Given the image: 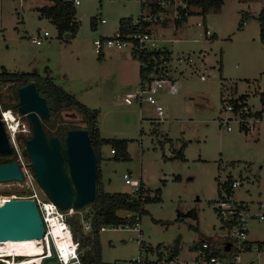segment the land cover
I'll use <instances>...</instances> for the list:
<instances>
[{
  "label": "rangeland",
  "instance_id": "374dc122",
  "mask_svg": "<svg viewBox=\"0 0 264 264\" xmlns=\"http://www.w3.org/2000/svg\"><path fill=\"white\" fill-rule=\"evenodd\" d=\"M142 1L81 0L75 6L80 22L75 36L59 37L56 25L40 13L45 0H0V71L49 76L96 111L101 137L127 139L128 160L114 159L110 144L101 146L99 167L104 190L127 192L130 187L124 182V173L140 179L148 195L157 197L144 204L146 212L138 220L145 245H158L164 254L178 251L185 255L201 239L216 241L227 236L216 206L218 185L229 175L241 180L232 188L231 202L246 204L251 214L259 211V202L264 203V112L247 131L240 128L235 112L222 110L221 100L246 94L245 102L252 112L262 107L259 93L264 92V44L255 17L264 8V0H224L220 9L206 14L205 22L192 12L179 26L174 24L178 3L163 5L149 31L158 48L171 50L169 66L175 70L172 75L177 76L180 88L177 93L167 92L164 86L157 89V104L163 109L160 119L153 104L124 101L127 93L140 89V66L130 48L103 47L99 54L94 44V40L117 31L120 18L147 15L149 8L140 10ZM101 18L106 22L101 23ZM242 21L244 25L239 27ZM43 30L50 35L42 37L38 45L34 37ZM14 92L11 82L0 85V109L16 102ZM8 110L19 125L14 149L17 158L45 199L30 159L22 152L24 146L17 140L18 134L31 136L30 123L25 115ZM220 118H229L230 130L220 124ZM61 121L86 126L75 109H64L53 126ZM180 149L185 160L173 157ZM25 191L17 181L0 182V198ZM89 211L90 206L85 205L68 217L83 223ZM247 228L252 243L264 241V220L252 215ZM137 238L138 232L132 229L107 226L100 230L101 264H127L136 258L140 252ZM261 252L264 264V248ZM39 255H33L34 263L39 264ZM244 256H251V252Z\"/></svg>",
  "mask_w": 264,
  "mask_h": 264
},
{
  "label": "built area",
  "instance_id": "2783aa9c",
  "mask_svg": "<svg viewBox=\"0 0 264 264\" xmlns=\"http://www.w3.org/2000/svg\"><path fill=\"white\" fill-rule=\"evenodd\" d=\"M81 0H73L74 5H78ZM102 1V0H99ZM144 0L143 2H146ZM175 3L182 8H185V4L179 1ZM164 5V4H163ZM148 8V7H147ZM164 8V7H163ZM177 9V8H176ZM142 12V11H141ZM186 12V11H185ZM157 14L147 15L141 14L138 18L133 19V24L138 23L141 20H147L150 23L157 21ZM178 16V11L176 13ZM101 23L105 22V19H100ZM197 24H201L198 22ZM209 28L205 27V33L209 34ZM50 33L47 30H43L42 34H38L34 37L36 44L42 43V37L49 36ZM96 46V51H101L103 47H110L115 49H123L129 47L130 50L140 52L141 50H160L163 48H158L155 44V39L152 38V33L147 30H142L138 28L136 31L129 33L127 35H121L117 30L111 36L102 37L94 40ZM188 61H191V57L188 56ZM153 64L148 77L139 82V90L131 93H127L124 97V101L128 104L133 102L141 104L142 101L148 102L155 106V112L158 118L163 115V109L157 104L156 92L160 86H164L166 91L169 93H177L179 91V81L177 76L172 75V71H175L170 67V60ZM180 60V58H179ZM204 77L201 75L200 79ZM224 109L228 111H233L237 115L240 125H244L247 129L254 127L257 118L250 114L252 111L247 106L246 102H239V106L235 108L234 104L225 98ZM9 110L0 109L1 120L4 124L5 130L8 135L10 144L16 148L15 138L18 129V124L13 120L10 122L7 120L5 113ZM246 115V116H244ZM229 118H220V124L225 125L227 130H230L228 125ZM16 124V126L14 124ZM110 151L113 153L114 150L111 148ZM18 163L23 175L21 180L25 186V192L22 195L16 196L20 198H30L34 199L37 204L38 210L40 212L45 232L41 238L42 242V254L40 257L39 264H43V261L47 258H51L55 264H82L80 260V241L74 239L69 223L67 222L68 215L76 213L77 210L73 208L60 209L52 200H50L47 195L41 189V193L46 198L42 196L35 190L33 180L31 175L28 174L27 169L22 161L18 158ZM35 178V177H34ZM124 182L130 187L127 191L131 195H136L141 188V180L138 178H132L128 173L123 174ZM224 182V181H222ZM241 184V180L234 178L231 182L232 188L237 187ZM218 213L224 221H228L227 226V236L223 239L211 241L208 239H201L194 248H191L185 255L179 254L178 251H170L164 254L161 249L157 251L153 247H148L145 245L144 240L141 236V229L139 227L138 220L134 225H103L99 228L103 230L109 226L110 229H132L138 232V247L140 252L137 257L130 259L127 264H262L260 261L261 250H263V245L252 243L248 239V228L247 220L250 216L255 215L258 220H264V203L259 202V211L255 214L248 213V207L244 203L231 202L229 198L223 199L219 197L216 206ZM129 215V213H126ZM57 221L61 230V226L68 228L70 235L65 236L63 231V238L58 235V240H55V234L53 232V221ZM82 225V232L85 233L91 230L90 221L85 220ZM66 230V229H65ZM67 232V231H65ZM230 244L229 249L225 250V246ZM143 250V251H142ZM255 251V252H254ZM251 252V256L245 257L244 254ZM27 255H5L9 261V264H23L26 262ZM38 264V263H33Z\"/></svg>",
  "mask_w": 264,
  "mask_h": 264
},
{
  "label": "trees",
  "instance_id": "16d2710c",
  "mask_svg": "<svg viewBox=\"0 0 264 264\" xmlns=\"http://www.w3.org/2000/svg\"><path fill=\"white\" fill-rule=\"evenodd\" d=\"M175 1H179L185 4V8L181 6L177 7L178 16L174 18L175 26L181 25L187 20V17L192 13L196 12L202 16L203 22L206 21V14L211 9H220L224 4V0H147L146 2H141L140 10L143 11L146 7L149 8L151 14H158L160 10L163 9V4H172ZM191 8V9H190ZM192 8H197L193 10ZM40 13L42 16H45L51 20L57 28L58 36L62 37L64 35L75 36L80 22L76 17V7L73 3V0H45L42 5L39 7ZM186 11V12H185ZM94 17H92L93 19ZM259 24V38L264 44V8L261 9L259 14L255 17ZM94 21L91 20V23ZM132 17H123L119 20L118 31L121 35H127L136 31L138 28L142 30L149 31L150 22L147 20H141L136 24H133ZM244 25V21L239 27ZM215 37L213 33L211 38ZM101 51L97 53L100 54ZM131 55L139 62L140 70V82L148 77V74L151 70L153 64H158L163 62V60L168 61L171 56V50L163 48L160 50H141L137 52L136 50H131ZM221 60H220V71H221ZM33 80L35 82L36 89L40 95H42L48 105L50 115L46 119L41 120V125L45 130L46 134L51 136H57L59 139H63L66 130L72 128H80L74 125H68L65 121L59 122L56 126H53L54 120L57 117H61V112L64 109H75L85 119L86 126L84 129L88 130L90 136V141L92 147L96 154L97 168H96V193L95 199L90 202L91 211L84 216L85 220L90 221L91 230L86 234L82 232L81 221L78 219H72L67 217V222L70 225L72 235L74 239L80 241V260L82 264H101V245L98 241L99 228L103 225H134L137 220H139L140 215L146 212L144 204L157 199V197L151 198L148 195L147 189L144 188L143 182H141V188L136 195H131L128 192H109L104 190L103 182L101 178V172L99 167V161L101 158V146L103 144H110L111 148L114 150L113 158L116 160H128L130 159L128 150H127V139L119 138H106L101 137L99 134V128L96 124V111L88 108L84 104L76 100L70 93L63 90L60 86L56 85L52 78L49 76H40L34 72H7L0 71V85L2 83L11 82L15 85V97L16 102L13 104H4L3 110L13 109L17 112V89ZM259 98L261 101V109L259 111L252 112L256 118H260L262 112H264V92L259 93ZM222 110H224V101ZM246 95L241 94L236 98H229V101L232 102L236 107L239 106V102H245ZM246 116V115H244ZM28 120V117L26 116ZM29 121V120H28ZM49 125L50 127H47ZM241 129H248L244 125H240ZM25 137L22 134L17 135V140L20 142L22 147V152L24 155H27L25 152ZM174 158H179L185 160L183 150L180 149L174 156ZM13 159H17V154L15 150L6 153H0V163H8ZM233 178L231 175L224 180V182L219 183L218 185V198L222 197L227 199L230 196L232 191V182ZM222 190L225 194H222ZM218 200V199H217ZM237 203V202H235ZM239 204V203H238ZM120 211L125 212V215H121ZM218 213V210L216 208ZM129 213V215H126ZM218 216L220 214L218 213ZM221 219V227H227L228 221ZM258 245H264L263 242H258ZM149 247V246H148ZM154 249L160 251V247L157 245ZM0 264H3L0 262ZM43 264H45L43 262ZM49 264H55L54 262Z\"/></svg>",
  "mask_w": 264,
  "mask_h": 264
},
{
  "label": "water",
  "instance_id": "95a60500",
  "mask_svg": "<svg viewBox=\"0 0 264 264\" xmlns=\"http://www.w3.org/2000/svg\"><path fill=\"white\" fill-rule=\"evenodd\" d=\"M17 112L28 117L32 134L25 140V152L36 182L60 209H80L95 199L96 154L88 130L72 128L64 138L49 137L41 120L50 115L45 98L33 80L17 89ZM0 114V153L11 152ZM23 179L17 159L0 163V181ZM45 228L34 199L12 198L0 205V241L41 240ZM230 244L225 246L229 249Z\"/></svg>",
  "mask_w": 264,
  "mask_h": 264
},
{
  "label": "bare ground",
  "instance_id": "6f19581e",
  "mask_svg": "<svg viewBox=\"0 0 264 264\" xmlns=\"http://www.w3.org/2000/svg\"><path fill=\"white\" fill-rule=\"evenodd\" d=\"M5 116L7 117V120H9L10 122L14 119L10 111H7L5 113ZM14 181H17L21 186L25 187L21 181L19 180H14ZM0 182H7V181H0ZM14 197H16V195L12 194V195H8L7 197L0 198V205L8 204L10 200ZM53 222H54L53 232L55 234V240H58V235L61 237V239L63 238V234L65 233H67L65 234V236L70 235L69 229L67 227L64 228V226H61V230H60L58 222L55 220ZM61 231H63V234L61 233ZM34 252L36 253L33 254ZM37 254H40L39 256L41 257L42 254L41 240L0 241V259L5 264H9V261L6 258H4L5 255H27L28 256L27 259L30 260L23 262V264H33L35 261L33 255H37Z\"/></svg>",
  "mask_w": 264,
  "mask_h": 264
},
{
  "label": "crops",
  "instance_id": "0c3cea01",
  "mask_svg": "<svg viewBox=\"0 0 264 264\" xmlns=\"http://www.w3.org/2000/svg\"><path fill=\"white\" fill-rule=\"evenodd\" d=\"M194 10H195V9H194ZM119 20H120V19H119ZM105 22H106V20H105ZM105 22H104V23H105ZM118 23H119V21H118ZM92 25H95V22H93ZM101 38H102V37H101ZM240 95H241V94H240ZM245 95H246V94H245ZM248 130H249V129H248Z\"/></svg>",
  "mask_w": 264,
  "mask_h": 264
}]
</instances>
